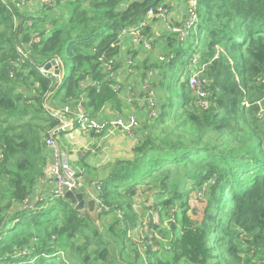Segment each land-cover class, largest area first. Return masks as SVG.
I'll return each instance as SVG.
<instances>
[{"label": "trees", "instance_id": "1", "mask_svg": "<svg viewBox=\"0 0 264 264\" xmlns=\"http://www.w3.org/2000/svg\"><path fill=\"white\" fill-rule=\"evenodd\" d=\"M198 1L187 40L168 29L157 37L153 20L140 30L151 49L123 56V30L171 0H57L60 15L47 5L38 17L0 0V264H264V0ZM64 57L71 73L56 84L40 68ZM197 72L207 110L189 87ZM128 87L155 105L138 110L133 158L102 181L99 220L53 196L30 208L45 139L61 127L53 113L72 102L95 119L105 108L123 117ZM161 193L171 209L186 199L160 230L169 256L152 231L160 225L142 226ZM141 228L144 244L130 237Z\"/></svg>", "mask_w": 264, "mask_h": 264}, {"label": "crops", "instance_id": "2", "mask_svg": "<svg viewBox=\"0 0 264 264\" xmlns=\"http://www.w3.org/2000/svg\"><path fill=\"white\" fill-rule=\"evenodd\" d=\"M14 1L22 12H26L30 16L33 13H37L38 15L40 12L39 7H36V2L30 1L29 4L22 5L20 0ZM37 2L42 5L41 0ZM171 2L172 4L170 3L171 5L169 6L167 17L170 14V17L173 20L171 24H181L185 21L188 6L187 0H171ZM151 23L152 21L150 24ZM151 27L154 28L157 37H161L167 30V28L164 29L163 25H157L156 23H152ZM160 44H162L161 41ZM134 50L137 51L140 49L138 46L134 45L130 37L121 39V55L127 56L130 51ZM127 71L129 70L126 68V72ZM127 74H124L123 76L120 75L118 77V81L121 86L130 83L129 76ZM147 87L148 83L145 85V88ZM129 90H131L130 87L126 88V92L123 91L122 88L121 93L125 112L123 117L125 119H127L130 115H135L137 117L138 110L140 109L143 112H148L149 107L147 102L149 101L150 103V98H147V96L138 97L135 93H128ZM141 90L142 88L140 87L137 89V91ZM118 117H120V115L115 111L113 112L109 108H105L98 115V119L107 121ZM68 118L69 116H65L61 119V126ZM57 129L48 135H51V137L56 140L62 155L77 169L81 179V189L87 193V200L93 199V195L89 193L88 182H91V186L94 190L97 183L104 181L108 177L111 167L114 164L119 161L131 160L134 156V149L138 143L139 137V134H137L138 129L134 137H131L125 132L114 127H109L101 136L81 132L77 124H75L73 128L65 131H59ZM48 135L47 139H45L46 143L49 139ZM46 150L49 154V160L45 169V176L39 181L38 185L41 193L43 194L42 199L44 202H47L49 198L53 196L56 188L54 181L46 177V171L50 168L52 163V150L47 147Z\"/></svg>", "mask_w": 264, "mask_h": 264}, {"label": "built area", "instance_id": "3", "mask_svg": "<svg viewBox=\"0 0 264 264\" xmlns=\"http://www.w3.org/2000/svg\"><path fill=\"white\" fill-rule=\"evenodd\" d=\"M27 0H20L21 4L24 5ZM55 0H41L42 5L51 6ZM187 11H186V20L178 25L167 26V29L173 34L178 35L180 41L184 42L190 37L192 31H194L198 25V0H187ZM167 12L168 9H165L164 6L158 7L155 9H150L147 14V20L140 25V27L132 28V29H124L122 32L121 39L126 37H130L135 45L143 44L145 49H151V44L149 42L142 43L141 41V29L145 27V25L149 24L151 21H161L167 23ZM27 26H32V21L28 20L26 23ZM34 41H40V37L37 35L34 36ZM163 59V58H161ZM197 60L194 61L196 63ZM110 70V64L106 65ZM40 71L43 75L51 78H55L57 83V78L53 74L48 73L44 66L40 68ZM189 87L193 93V95L197 98L198 105L201 109L207 110L210 108V102L208 100V94L206 90L205 83L201 81L199 78V72L194 73L189 79ZM121 87L115 88V91L118 92ZM151 106L155 105L153 99H150ZM154 115L153 111L151 112ZM53 115L58 118L60 121L65 116H69V118L63 122L62 126L58 128L59 131H65L67 129H71L75 124L78 125V128L81 132L93 134L96 136L102 135L109 127L117 128L127 135L134 137L136 135V131L139 127L138 118L135 115H130L125 119L120 116L113 120H102L95 119L90 117L84 110L81 104H78L75 108L73 107L72 102L67 103L61 110L55 111ZM73 116V117H71ZM62 123V122H61ZM47 147L52 150V163L50 168L46 171V177L50 178L54 181L56 188L53 193L54 198H64L65 189L68 191L74 189H81V179L77 169L72 166L69 161L62 155L59 146L55 139L52 137L47 141ZM45 177V178H46ZM97 200V199H96ZM99 200V199H98ZM99 212L102 211L101 203L99 201Z\"/></svg>", "mask_w": 264, "mask_h": 264}, {"label": "rangeland", "instance_id": "4", "mask_svg": "<svg viewBox=\"0 0 264 264\" xmlns=\"http://www.w3.org/2000/svg\"><path fill=\"white\" fill-rule=\"evenodd\" d=\"M30 1H33V2H36V7H39V9H40V12H41V14L43 15V6L44 5H41V4H39V2H37V1H39V0H27L26 2H24L25 4L24 5H27V4H29L30 3ZM56 2H57V0H55L54 1V3L52 4L53 5V7L56 9V11H57V13H59L58 15H60L61 13H62V11H63V9H61V7H57L56 6ZM47 11H48V9H47ZM32 17H38L37 16V13H33L32 15H31ZM185 20H186V17H185ZM173 22V20L171 19V17H170V14L168 15V17H167V23H164V22H161V21H157L156 22V24L157 25H163V27H164V29L165 28H167V26L169 25V24H171ZM150 24V23H149ZM172 25V24H171ZM173 25H175V24H173ZM158 28V27H157ZM133 42V41H132ZM191 43H186V45H185V47L189 50V51H193V49H194V44H195V42L192 44V45H190ZM178 45L177 44H175L174 45V47L176 48ZM64 59L65 60H62V64H63V67H64V72H65V75H67V76H69L70 75V73H71V64L67 61V58L66 57H64ZM198 57H196L194 60H193V63H194V61L195 60H197V62H198ZM206 86V85H205ZM150 98H153L154 99V95H153V97H150ZM101 136V135H100ZM46 147H47V143H46ZM48 148V147H47ZM51 159H52V155H51ZM102 185H103V183L102 182H99V183H97L96 184V187L94 188V190H93V199H97L96 201H97V203H99V200H98V193L100 192V190H101V187H102ZM190 188V187H189ZM36 194V195H35ZM35 194H34V196L32 197V200L30 201V208H33V207H35V205L37 204V203H40L41 201H44L42 198H43V194L41 193V191H40V187L39 186H37L36 187V189H35ZM196 194H198V191L197 192H195V194L190 198V200H189V205L191 206V209H192V213H193V210L194 209H197L198 208V195H196ZM35 197V198H34ZM166 200V195L165 194H163V193H161V194H157V196L155 197V199H154V205H155V209L154 210H151V211H149V213H148V215L146 216V217H144V219H143V224H142V226H143V228L146 226V224L147 223H150V221H154V223H156V224H158V225H160V227H159V229H156V230H152V231H154L153 233H156V235H159V240H160V242L162 243V245H163V248H165V250L164 251H166V252H168V254H167V256H169V254L171 253L170 251H171V248H170V242H169V239H168V236H167V238H164V237H162V236H160V230H163L161 233H163L164 232V230H165V232L167 231V232H169V228H170V225H171V222L174 220V216H173V214H176V209L181 205V204H184V203H186V199H184L183 201H181L180 203H178V206L177 207H175V208H173V209H171L170 207H167V206H165L164 205V201ZM26 202H28V199L26 200ZM164 205V206H163ZM40 209V208H39ZM136 209L138 210L139 209V207L138 206H136ZM161 212H163V217L161 218L160 216H161ZM168 212V213H167ZM139 230V229H138ZM142 228H141V230H139V232L138 231H136V232H131L130 233V237L134 240V242H136V243H139V244H144L145 242V240H146V235H144V236H142L141 238H139L138 237V233H139V235L142 233Z\"/></svg>", "mask_w": 264, "mask_h": 264}, {"label": "water", "instance_id": "5", "mask_svg": "<svg viewBox=\"0 0 264 264\" xmlns=\"http://www.w3.org/2000/svg\"><path fill=\"white\" fill-rule=\"evenodd\" d=\"M44 69L50 73L56 76L57 83L63 81L65 78V72L64 67L62 64L61 59H53L50 62H48L46 65H44ZM48 138H51V135H48ZM88 188L89 193L93 194V187L91 186V182H88ZM64 199L74 205L77 210H79L82 214L89 213L92 217L95 218L96 221L99 220L100 212H99V205L96 201V199L87 200V193L84 192L82 189H74L71 191H68L65 189V195Z\"/></svg>", "mask_w": 264, "mask_h": 264}]
</instances>
